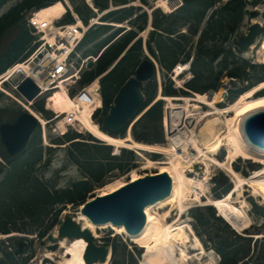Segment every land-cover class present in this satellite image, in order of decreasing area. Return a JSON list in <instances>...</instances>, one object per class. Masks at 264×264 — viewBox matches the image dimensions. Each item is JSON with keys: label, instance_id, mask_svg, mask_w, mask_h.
Listing matches in <instances>:
<instances>
[{"label": "trees", "instance_id": "obj_1", "mask_svg": "<svg viewBox=\"0 0 264 264\" xmlns=\"http://www.w3.org/2000/svg\"><path fill=\"white\" fill-rule=\"evenodd\" d=\"M7 1L9 0H0V9ZM51 1L23 0L18 6L0 17V74L18 62L26 60L32 52L35 37L26 26L25 12L34 8H42ZM220 1L184 0V6L174 14L164 15L156 12L160 17H157L153 22L155 28L147 41V49L158 60L162 68L169 72L178 63H187L191 60L194 45L191 40L201 31V26L208 12ZM127 2L128 0H112L116 6L127 4ZM95 3L100 10H106L110 6V0H95ZM260 3L261 0H228L221 8L213 11L197 44V51L191 67L194 78L187 84V88L202 93L211 90L217 91L221 86L219 83L220 75L226 72L228 77L235 79L234 82H236L233 83L234 86L229 90L228 96V99L234 102L241 94L264 81V64H255L245 60L238 41L234 42V46L230 45L231 35L238 30L245 16L250 14L247 10L248 6L250 4L257 6ZM77 11L85 22H88V19L94 15L87 6H78ZM137 11L138 9L133 7L116 10L105 16L104 20L122 23L130 20ZM66 21L71 22L73 19L70 17ZM132 23L135 30L122 36L118 42L113 43L103 53L96 67L84 73L82 84L94 80L120 58L139 33L146 29L148 25L147 13L138 15ZM185 28L188 29L189 34L182 32ZM113 29L111 25H102L90 31L79 49L83 51L82 56L85 58L97 55L123 31L116 29L109 34ZM190 44L191 47H189ZM144 57L143 40L139 38L127 50L113 70L107 74V77L102 79L104 111L101 121L107 116L122 85L130 76L134 75ZM216 63L217 65H215ZM176 93L177 91L172 89L165 90L167 95H176ZM144 94L146 95V102L143 108H146L156 97L157 84L155 81L149 82L145 86ZM184 94L189 93L184 91ZM2 95L0 93V98ZM35 106L38 110L44 111L43 101L37 102ZM21 112V110L0 109V123L16 120ZM162 116V102H158L135 124L133 128L134 138L137 141L149 143L163 142ZM77 139L78 141H74ZM66 141H74L71 143L73 145L70 156L83 169L85 176L83 180L70 185L67 190L54 193L39 176L34 175L35 164L43 159V153L38 152L36 148L42 142L40 132L33 136L29 144L30 150L33 149V152H24L17 157L9 156L0 142L3 149H0V155L5 161V165L0 164V178L5 174L4 178L0 179V234H9L12 229L18 232L24 230L17 227L19 220H30L33 227L40 229L46 223V219H49L53 214L54 206L59 204L81 205L93 197L95 188L105 182L107 166L125 173L130 170L134 160V153L128 150H123L120 156L112 155L111 148L96 144L98 141L91 135L85 137L72 132L62 139H55L57 144H63ZM8 166L9 170L6 172ZM250 168L253 170L256 165L252 164ZM216 180L218 182L215 183L219 184L217 188H221L220 195L231 190L232 184L228 179ZM207 213V216L197 213L195 217L206 240L216 244L217 250L223 257L222 264H239L242 262L244 264L252 250L251 241L247 240L248 245L244 249L247 248L248 250L245 251L238 242L230 239L228 234L210 231L211 218L219 221H223V219L217 216L216 209L213 207H208ZM226 227L231 230L229 225L226 224ZM230 232L238 241H246L234 231L231 230ZM109 241L114 248L112 264L138 263L120 237L114 240L109 238Z\"/></svg>", "mask_w": 264, "mask_h": 264}, {"label": "rangeland", "instance_id": "obj_2", "mask_svg": "<svg viewBox=\"0 0 264 264\" xmlns=\"http://www.w3.org/2000/svg\"><path fill=\"white\" fill-rule=\"evenodd\" d=\"M23 0H9L6 4H4L0 9V17L4 16L6 13H8L11 9L18 6ZM58 0H52L51 2H55ZM63 1V0H62ZM68 3H70L72 6H84L86 5L84 0H66ZM159 1L160 0H146L144 3L142 0H136L131 5L135 6H142L144 8H137V14H142L143 10L147 11L148 15V26L146 29L141 33V38L143 40V49L146 50V53L155 60L157 65V74L154 79V81L157 84V94L154 99V103L159 101V98L161 95L165 97H194L196 94H203L202 92H196L193 90H190L187 88V83L194 78V74L192 71L186 72L184 75H181L179 77H176V75L172 71H167L166 69L162 68L161 65L158 63L156 58L147 50L146 45L147 41L151 35V33L154 30L153 22L157 17H160V15L156 12H162L165 14V10L159 8ZM228 0H221L217 5L219 8H221ZM251 1V0H250ZM130 5V6H131ZM85 8V7H83ZM141 9H143L141 11ZM248 12H251L252 14H248L245 16L244 21L241 23L238 30L231 35L230 45L232 44L234 46V42L240 41L241 38L247 35L249 32L250 27L255 23H260L264 26V0H261V3L257 6H253L250 4L248 6ZM154 10H156L154 12ZM158 10V11H157ZM30 11L25 12V17L29 14ZM254 13V14H253ZM213 14L212 11H209L202 26L201 31L197 36H193L191 43L194 44L192 47L193 54L192 59L195 56V53L197 51V44L199 43L200 36L202 34V31L206 27L209 18ZM102 15V13H101ZM137 15L133 17L135 20ZM101 22V21H100ZM100 24H103L100 23ZM110 24V23H109ZM133 23H127L126 25H129L132 27ZM134 27V26H133ZM183 33H188V29H184L182 31ZM112 32L110 31L109 34ZM264 39V34H262L254 46L247 51L243 57L247 59V61H250L251 63H263L264 62V54L261 50V44ZM119 41V40H118ZM117 41V42H118ZM228 44V42H227ZM226 44V45H227ZM145 47V48H144ZM191 47V44L190 46ZM127 50V49H126ZM125 52V51H124ZM145 53V51H144ZM190 63V62H189ZM218 63V62H217ZM217 63L215 65H217ZM87 70V64L84 68ZM84 70V71H85ZM105 75V74H104ZM107 77V75L105 76ZM104 77V79H105ZM235 79L228 77L226 72H223L220 75L219 83L220 88L217 92H221V96L223 94V97L221 98V103L218 105L220 109H224L234 103L237 100L230 101L228 97H224L225 93H229V90L233 88V83ZM4 88L10 93L8 95L7 93L3 92L0 89V92L3 93L2 97L0 98V109L7 110V111H16V110H22L25 109L20 102H18L16 99L19 98V95L17 92H15L14 88L10 84L4 85ZM166 89H172L177 91L175 96H169L165 94ZM189 91V94H184V91ZM264 90V89H263ZM261 92V91H260ZM256 93L254 97H263L264 92L262 93ZM195 94V95H194ZM253 97V98H254ZM38 101V100H37ZM36 101V102H37ZM35 102V103H36ZM162 107H163V119L161 121V130L163 133L162 141L160 143H151L150 145H162V146H170V141L168 139V133L165 128V118L170 113L169 111V104L162 99ZM179 102V101H175ZM181 103V102H179ZM193 105L195 103H192ZM201 105V106H200ZM200 108L198 113L205 112L210 110V107L207 105L200 104ZM35 111L37 109L34 108ZM150 109V107L148 108ZM146 109V110H148ZM191 110L195 111L193 106L190 108ZM146 111H142L130 124L128 130L126 131L125 135L120 138H126L128 135H131L132 139L137 141L134 138L133 134V128L135 126V122L139 120V118L145 113ZM196 112V111H195ZM236 115L234 112L229 113V115H220L216 114L214 116L209 117V119H206L203 122L197 121L194 122V119H191L188 122V126L190 128H195L196 131V140L201 145L202 148H207L211 144L214 143V140L216 138H212V135L206 130L209 127L213 128L214 133H219V136L222 134L227 133V124L226 120L230 118H234ZM211 125V126H210ZM209 126V127H208ZM213 126V127H212ZM41 130V127H40ZM40 132L39 130L36 132ZM41 134V133H40ZM174 134V133H172ZM85 136L89 135V132L84 133ZM94 137V136H93ZM56 137L48 132V139L46 142H44L43 138L41 144L36 147L38 152L43 153V159L42 161L35 164L33 170L34 175L39 176L43 182L50 188L51 192H61L62 190H67L70 185H72L75 182L81 181L84 179V171L83 169L72 160V157L70 156L71 147L73 144L70 142H66L65 144H56L53 139ZM99 140V139H98ZM100 141V140H99ZM140 142V141H138ZM99 144V143H96ZM100 144H104L103 142ZM105 145V144H104ZM108 147V146H107ZM112 147V146H111ZM4 148V147H3ZM110 148V147H109ZM0 149H2L0 145ZM125 148H120L119 152ZM127 149V148H126ZM134 153L133 155V162L130 170L128 172H120L118 169H113L112 167L108 168L106 170L104 183L101 186H98L93 191L94 195H98L102 190L106 189L108 185L112 184H118L120 182H124L125 184L131 180L132 174L137 173L142 176L146 174H154L157 173L160 170L161 165H155L153 167H147V159H151L153 161H161L166 160L168 157L167 155H155L150 152L146 151H138V150H130ZM6 151V149H5ZM35 151V150H34ZM116 148L112 147L111 153L112 155H115L117 153ZM33 152V149L30 150V146L27 148L25 153ZM118 152V153H119ZM115 153V154H114ZM215 154V158L220 161H225L228 158L229 155V149L227 147H223L217 150V152L213 153L212 156ZM119 155V154H118ZM198 161L199 163L191 166L192 164L186 165V171H188V175L190 177L195 178L196 180H199L203 183V189L206 192V196L212 199L221 198L224 195H220L221 188H217L219 186L218 183H215L218 180L228 179L230 183H232L233 187H235V182L232 174H230L227 170L223 169L222 167H217L213 164L212 161L207 160V163L203 161V157L201 155H198ZM256 163L257 164V170H260L264 167V164L258 163L252 159H246L243 157L237 158L236 161L233 163V168L243 177H251L254 174V171L250 168V166ZM0 164L5 165L4 159L0 156ZM113 164V163H112ZM115 164V163H114ZM109 165V164H108ZM9 170V166L6 167V172ZM3 174L0 179L4 178ZM218 182V181H217ZM217 184V186H216ZM191 187V186H190ZM192 192V191H191ZM188 193V199L186 203L188 204V208H190L189 214L187 216L184 215V219L187 220V224H190V226L194 229L195 234L198 236L199 240L201 241L202 245L205 247V254H202L203 260H199L197 258L199 257V253L201 250H197L196 248L188 245L189 252H191L192 256H194L193 260L190 261L191 264H201L202 263H212L214 260L217 262V264L223 260L222 255L216 248V244L212 242H205V236H203V232L200 231V227L198 224V221L195 217L197 213H201L205 216L208 215L207 213V207L200 206L197 204V202L194 200V193L190 195ZM205 200V199H204ZM234 201L236 202V205L239 207H244L245 211L249 215V217L252 220L251 227L246 229V231L242 230L239 233L245 236L246 241L243 240H237L235 237L231 235V232H236L225 220L219 221L211 218V227H209L210 231H213L214 233H223L225 235L228 234L230 239H233L234 241L238 242L239 245L244 247H247L249 240L248 236H259V240L255 243V248H252L250 251V256L246 259V262L244 264H264V198L260 195H257L254 193L253 189H251L248 185L244 187L242 190V194L237 192L234 196ZM80 209L81 205H74V204H59L58 206H54L53 214L50 216L49 219H46V223L40 228L36 229L31 225L30 220H19L17 223V227L24 229L21 232L16 231L15 229H12L10 232L11 234H14V236H5L7 234H0V264H60L63 261V251L60 249V239H59V228L62 224L64 218L66 216H72L74 219H79L80 217ZM171 210V216L169 219H167V222L175 223L178 219L177 217V204H170L165 205L162 208L156 207L154 211L159 214L160 216H163L167 211ZM68 211V213H67ZM216 211H218L216 209ZM219 213V212H218ZM55 222V224H53ZM226 224L229 225V230L226 227ZM12 228V227H9ZM99 237L96 238V241L100 243L101 245H108L110 249L114 250L113 246L111 245L110 239H117L120 237L122 241H124L125 244H127L128 249L131 253H133L134 257L137 259V264H143L144 255L146 253V250L139 247L138 244L132 241L131 238H129L126 234H117L116 230L112 227H107L105 229H98ZM239 235V234H237ZM263 235V236H262ZM5 236V237H4ZM51 236L56 238V242L51 240ZM229 239V240H230ZM255 239L251 241V244H254ZM192 243H195V237H192ZM191 243V244H192ZM253 247V246H252ZM122 248V247H120ZM247 251L248 249H244ZM201 254V253H200ZM65 255V252H64ZM131 262V259L129 260ZM113 263V259H110V264ZM128 264V263H127ZM133 264V263H132Z\"/></svg>", "mask_w": 264, "mask_h": 264}, {"label": "bare ground", "instance_id": "obj_3", "mask_svg": "<svg viewBox=\"0 0 264 264\" xmlns=\"http://www.w3.org/2000/svg\"><path fill=\"white\" fill-rule=\"evenodd\" d=\"M168 2L169 1L167 0H160L159 8H164L167 12H170V4ZM66 9L67 7L65 6V3L60 1L52 4L51 8H42L40 13L41 15H47L50 13L59 16ZM215 9H219L218 5L215 6ZM261 50L264 54V39L262 41ZM34 59L37 60V57ZM35 65V63H32L29 68L27 63H18L8 73L0 77V88L17 70H22L25 72L26 76L33 78L34 71L37 67H35ZM182 69L186 70L187 67H182ZM180 72L181 71L179 70L177 71V76L181 75L179 74ZM263 89L264 82L242 94L236 103L224 109L218 107L221 103V98L223 97V94L221 96V92L215 93L213 97H209L206 94H196L194 97H164L161 95L159 100L164 99L169 104L170 110V113L167 115L164 122L168 133V139L170 141L169 147L140 143L134 141L131 135H128L126 138L113 137L102 131L97 123L93 121L88 114L84 113V125L87 128V131L99 140L106 142L108 146L117 149L127 148L130 150L167 155L168 157L166 160L153 161L147 159V167L161 165L160 170L157 173L169 174L173 181V188L172 193L168 198L146 207V225L142 232L137 235L128 234L124 226H113L112 224L96 225L82 213H80L79 219L75 218V221L82 225L84 229H89L96 238L99 237L98 229H105L107 227L114 228L117 234H126L133 242L138 244L139 247L146 250L143 264H191L190 261L193 260L194 256L189 252V244L197 250H201V254H198L200 258L197 259L201 261L203 260L201 255L205 254L206 251L195 234L194 229L190 224H187L188 218L187 220L184 219V215L187 216L186 212L188 209L186 201L188 199V193L191 191L194 195L198 196L194 199L196 202H201L203 205H212L213 207L218 208L238 231L249 228L252 220L244 207L236 205L234 196L237 192L242 194V190L248 185L253 189L255 194L264 198V167L255 171L254 174L248 178L241 176L235 171L233 163L237 158L243 157L264 164V149L253 146L244 135L245 118L250 113L264 109V96L258 98L254 97L256 93ZM192 103L195 104L193 105ZM200 104L209 106L210 110L198 113V116H196L197 112H199L197 110L201 109ZM55 105L61 110H66L70 106V100L66 97L64 92L59 91L57 93ZM191 106H193L196 112L190 109ZM27 109H29V111L33 113L41 123H46V120L34 112L30 106L27 105ZM232 112H234L236 116L226 120L227 133L220 136L218 132L212 134L214 133V130L208 126L209 128L206 130L212 135V138H216V140H214V143L209 147L202 148L196 140L195 128H190L188 122L191 119H194L195 123L197 121L203 122L216 114L226 116ZM223 147L229 149V155L225 161H220L215 158V154L213 156L212 154ZM198 155L203 157L205 163H207V160H210L215 166L222 167L232 174L235 187L230 194L216 199L206 197L203 183L190 177L187 173L188 171H186V165L192 164L191 166H194L199 163ZM141 176L142 175L133 172L131 180L135 181ZM124 185V182L108 185L106 189L99 193V195H107ZM204 197H206L207 200H204ZM170 204H177L178 208V219L172 224L167 222V219L171 216V210L167 211L163 216H160L154 211L156 207L162 208L165 205ZM183 213L185 214L182 215ZM193 236L195 237V243H192L191 241ZM86 247L87 242L84 239H76L73 241L67 239L61 240L60 249L63 251V257L65 258H63V261L60 264H86L84 260ZM64 252L66 253L65 255ZM110 259L111 258L109 257L108 261L104 264H110ZM201 264H217V262L214 260L212 263L201 262Z\"/></svg>", "mask_w": 264, "mask_h": 264}, {"label": "water", "instance_id": "obj_4", "mask_svg": "<svg viewBox=\"0 0 264 264\" xmlns=\"http://www.w3.org/2000/svg\"><path fill=\"white\" fill-rule=\"evenodd\" d=\"M263 32L260 24L250 28L246 37L240 41V48L248 50ZM94 62L88 64L92 68ZM156 74V65L150 59H144L138 66L134 76H131L118 92L114 105L103 121V127L109 133L124 135L129 122L141 111L145 102L143 88ZM11 83L29 101L40 93L39 88L30 78H26L22 70L16 71L11 77ZM38 128L37 119L28 112H23L14 123L0 125L1 141L11 156L20 155L28 146L33 133ZM244 135L256 147L264 148V109L250 113L244 121ZM173 181L169 174H147L136 181L108 195H96L81 208V213L92 223L114 226H124L130 235L141 233L146 225L145 209L168 198L172 193ZM94 199V200H93ZM52 241L56 239L51 236ZM60 239H84L87 247L84 253L86 264H103L107 261L110 250L106 246L96 244L94 235L89 229H84L72 216H66L59 228Z\"/></svg>", "mask_w": 264, "mask_h": 264}, {"label": "built area", "instance_id": "obj_5", "mask_svg": "<svg viewBox=\"0 0 264 264\" xmlns=\"http://www.w3.org/2000/svg\"><path fill=\"white\" fill-rule=\"evenodd\" d=\"M31 25L39 33H44L50 37H43L44 41L40 51H45L43 58L36 63L33 78L38 83L41 92L57 89L62 84L71 87L79 78V69L70 74V68L73 66L69 61L71 52L78 46L85 30L79 25L64 26L59 29L51 25L47 19H41L34 15L30 19ZM95 23L92 20L91 25ZM100 85L98 82L84 87L73 97V106L66 112L62 120L53 125V131L63 133L65 129L73 128L75 130L82 128V113L85 110L93 112L101 105Z\"/></svg>", "mask_w": 264, "mask_h": 264}]
</instances>
